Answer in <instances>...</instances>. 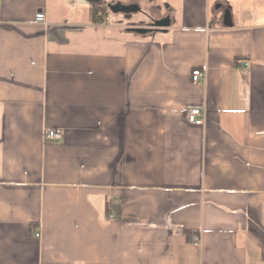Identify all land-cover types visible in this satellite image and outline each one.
<instances>
[{"label":"crops","instance_id":"0c3cea01","mask_svg":"<svg viewBox=\"0 0 264 264\" xmlns=\"http://www.w3.org/2000/svg\"><path fill=\"white\" fill-rule=\"evenodd\" d=\"M233 1L147 35L131 0H0V264H264V11Z\"/></svg>","mask_w":264,"mask_h":264},{"label":"rangeland","instance_id":"374dc122","mask_svg":"<svg viewBox=\"0 0 264 264\" xmlns=\"http://www.w3.org/2000/svg\"><path fill=\"white\" fill-rule=\"evenodd\" d=\"M160 1L131 0V4L126 7H132L135 10L127 11L124 16L128 18L127 21L130 24L132 32L145 33L147 31V35L158 32V29L161 28V22L164 21L163 19L168 12L167 5L162 4ZM233 3L236 10L243 12L246 17L250 14L258 22L262 21L259 16L260 12L264 11V0H244V2L236 0ZM120 18L124 21L123 16H120ZM245 20L249 19L246 18Z\"/></svg>","mask_w":264,"mask_h":264},{"label":"built area","instance_id":"2783aa9c","mask_svg":"<svg viewBox=\"0 0 264 264\" xmlns=\"http://www.w3.org/2000/svg\"><path fill=\"white\" fill-rule=\"evenodd\" d=\"M36 22L41 24H46V15L43 12H40L36 15ZM248 63H245L244 67L248 68ZM203 73L200 70L194 71L192 73V79L194 82L198 83L202 80ZM186 119L190 124L201 126L204 124V111L200 108H191L187 111ZM46 140H58L61 139V135L58 132L50 131L45 135ZM110 219L116 218L115 213L110 214ZM36 236H40L37 234ZM192 241L195 244H199L201 242L200 237L193 236Z\"/></svg>","mask_w":264,"mask_h":264},{"label":"trees","instance_id":"16d2710c","mask_svg":"<svg viewBox=\"0 0 264 264\" xmlns=\"http://www.w3.org/2000/svg\"><path fill=\"white\" fill-rule=\"evenodd\" d=\"M91 15L94 22H104L106 20L107 14V8L104 4H94L91 9ZM110 204H108V216L111 213V209H119V206L113 204L112 207H110Z\"/></svg>","mask_w":264,"mask_h":264},{"label":"water","instance_id":"95a60500","mask_svg":"<svg viewBox=\"0 0 264 264\" xmlns=\"http://www.w3.org/2000/svg\"><path fill=\"white\" fill-rule=\"evenodd\" d=\"M120 9L124 12L130 11V10H135V8H132V7H124V8H120ZM114 11H117V10L114 9ZM166 25H168V21L161 22V27L166 26ZM224 25H225V27H228V28L233 27L232 14L230 13V10L225 11ZM142 31H144V30H142Z\"/></svg>","mask_w":264,"mask_h":264}]
</instances>
